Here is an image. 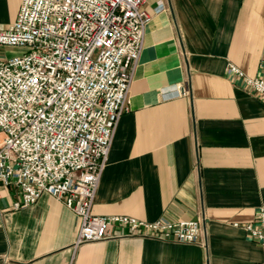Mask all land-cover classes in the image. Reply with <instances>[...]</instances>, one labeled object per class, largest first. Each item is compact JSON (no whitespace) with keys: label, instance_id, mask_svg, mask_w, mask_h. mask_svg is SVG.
Instances as JSON below:
<instances>
[{"label":"crops","instance_id":"obj_1","mask_svg":"<svg viewBox=\"0 0 264 264\" xmlns=\"http://www.w3.org/2000/svg\"><path fill=\"white\" fill-rule=\"evenodd\" d=\"M20 1L0 0L1 28ZM146 10L92 212L198 219L200 240L113 228L75 247L80 220L62 201L42 194L13 208L3 191L0 264H263L262 247L241 225L264 206V98L230 79L226 63L262 75L264 0H147Z\"/></svg>","mask_w":264,"mask_h":264},{"label":"built area","instance_id":"obj_2","mask_svg":"<svg viewBox=\"0 0 264 264\" xmlns=\"http://www.w3.org/2000/svg\"><path fill=\"white\" fill-rule=\"evenodd\" d=\"M147 0H21L0 27V197L12 207L48 194L80 220L74 246L130 234L198 242V219H139L92 212L113 135L127 109L132 71L150 18ZM226 75L264 98L262 75L231 61ZM234 225H239L235 222ZM264 254V206L241 225ZM264 264V261H263Z\"/></svg>","mask_w":264,"mask_h":264},{"label":"rangeland","instance_id":"obj_3","mask_svg":"<svg viewBox=\"0 0 264 264\" xmlns=\"http://www.w3.org/2000/svg\"><path fill=\"white\" fill-rule=\"evenodd\" d=\"M3 48H4V46H0V49H3ZM20 51H21L20 48H15L13 51H1L0 50L1 53L4 52L7 56H10V55L17 53V52H20Z\"/></svg>","mask_w":264,"mask_h":264}]
</instances>
